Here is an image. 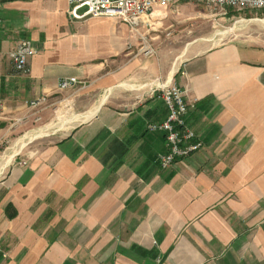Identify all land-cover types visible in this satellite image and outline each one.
<instances>
[{
	"label": "crops",
	"instance_id": "1",
	"mask_svg": "<svg viewBox=\"0 0 264 264\" xmlns=\"http://www.w3.org/2000/svg\"><path fill=\"white\" fill-rule=\"evenodd\" d=\"M189 4L209 8L154 11L162 31L145 53L127 23L74 19L67 0L0 3V142L17 120L33 121L30 100L93 96L64 124L80 123L0 183V264H264V40L196 39ZM23 39L37 50L28 74L9 56ZM70 78L78 83L60 88ZM162 82L184 91L203 141L166 169L165 134L147 129L169 113L154 92Z\"/></svg>",
	"mask_w": 264,
	"mask_h": 264
},
{
	"label": "built area",
	"instance_id": "2",
	"mask_svg": "<svg viewBox=\"0 0 264 264\" xmlns=\"http://www.w3.org/2000/svg\"><path fill=\"white\" fill-rule=\"evenodd\" d=\"M10 0H0L1 2ZM71 4L70 15L74 19L88 17H116L127 23L130 29L138 35L139 50L152 53L150 44V32L156 31L159 21L152 20L157 8H166L178 2H194L204 4L209 9H218L222 14H227L230 8L242 10H264V0H67ZM145 23L150 30L148 33L140 32V26ZM168 35L171 33L168 32ZM129 48L132 44H128ZM37 50L30 40H20L16 48L9 52L13 67L17 73L28 74L30 65L28 59L34 56ZM78 83L76 78L64 80L60 88L65 89L71 84ZM155 91H160L161 98L168 106L167 118L159 123H148L149 131L164 132L167 151L157 155V162L162 169L169 168L177 160L185 159L194 154L203 146V141L195 131L189 127L186 119L189 105L185 100L184 91L174 83H158ZM47 101L46 98H36L28 103ZM3 100L0 99V110L3 108ZM24 119V118H23Z\"/></svg>",
	"mask_w": 264,
	"mask_h": 264
},
{
	"label": "rangeland",
	"instance_id": "3",
	"mask_svg": "<svg viewBox=\"0 0 264 264\" xmlns=\"http://www.w3.org/2000/svg\"><path fill=\"white\" fill-rule=\"evenodd\" d=\"M189 5L188 12L193 15H190L189 18L191 19L188 20L196 39L214 35L213 38L218 43L264 40V23L260 21L264 19V15L243 13L230 9L227 10V14H222L218 9L212 10L197 4ZM157 26V30L162 31L161 25ZM163 32L166 37H170L174 33L171 29L163 30ZM168 32L171 34L168 35ZM177 34L176 31L174 35ZM92 98L93 96L89 93H84L78 89L67 91L60 94L55 103L46 101L41 107L39 105L32 107L36 109H33V121L28 126L25 125L28 116L17 120V124L12 129H17L18 133H12L13 135L5 137L0 142V183L5 181L11 169L16 167L18 159L22 165L26 164L25 158L31 149L51 144L80 123L81 120L64 124L67 122L66 120L72 119L73 114L86 112L83 105L88 104ZM23 125L26 127H21ZM23 143L25 144L23 145ZM41 219L37 220L35 227L42 225Z\"/></svg>",
	"mask_w": 264,
	"mask_h": 264
},
{
	"label": "trees",
	"instance_id": "4",
	"mask_svg": "<svg viewBox=\"0 0 264 264\" xmlns=\"http://www.w3.org/2000/svg\"><path fill=\"white\" fill-rule=\"evenodd\" d=\"M11 206H7V208H6V213L8 214V216L10 217V218H12V217H14V216H16V214H17V211L15 210H13L12 212L10 211L11 209Z\"/></svg>",
	"mask_w": 264,
	"mask_h": 264
},
{
	"label": "bare ground",
	"instance_id": "5",
	"mask_svg": "<svg viewBox=\"0 0 264 264\" xmlns=\"http://www.w3.org/2000/svg\"><path fill=\"white\" fill-rule=\"evenodd\" d=\"M260 21L264 23V19H262V20H260ZM41 103H42V101H41ZM30 104H31V106H33V107H37V106L39 105V103H30Z\"/></svg>",
	"mask_w": 264,
	"mask_h": 264
}]
</instances>
